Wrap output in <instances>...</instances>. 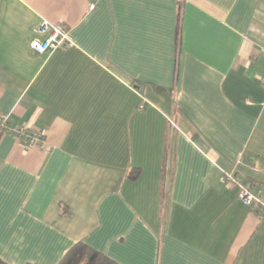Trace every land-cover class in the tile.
I'll use <instances>...</instances> for the list:
<instances>
[{
	"label": "crops",
	"instance_id": "obj_1",
	"mask_svg": "<svg viewBox=\"0 0 264 264\" xmlns=\"http://www.w3.org/2000/svg\"><path fill=\"white\" fill-rule=\"evenodd\" d=\"M263 77L264 0H0V260L264 264Z\"/></svg>",
	"mask_w": 264,
	"mask_h": 264
},
{
	"label": "built area",
	"instance_id": "obj_2",
	"mask_svg": "<svg viewBox=\"0 0 264 264\" xmlns=\"http://www.w3.org/2000/svg\"><path fill=\"white\" fill-rule=\"evenodd\" d=\"M93 8V5H89V10ZM35 34L37 35L29 43V48L39 54L53 52L55 50L61 49L65 50L73 45L72 41L68 36L67 29L61 25H52L46 22H42L36 29ZM38 36H45L44 39H40ZM261 85L264 87V77L260 80ZM144 104L141 102L139 104V109H143ZM8 116L0 114V129H8L9 132L17 139L24 140V145L26 148H32L34 146H42L44 141L41 135L34 134L29 129L21 127L19 125H14L12 127L7 126ZM170 125H174L170 122ZM224 182L228 186H235L238 188L237 198L238 200L246 205L252 206L260 205L264 207L263 201L260 198L253 195L246 185L232 173L223 172Z\"/></svg>",
	"mask_w": 264,
	"mask_h": 264
},
{
	"label": "trees",
	"instance_id": "obj_3",
	"mask_svg": "<svg viewBox=\"0 0 264 264\" xmlns=\"http://www.w3.org/2000/svg\"><path fill=\"white\" fill-rule=\"evenodd\" d=\"M8 126V123H7ZM5 129H0V134ZM130 179H136L135 171L130 173ZM259 208L260 205H257ZM0 264H7L0 260ZM58 264H118L103 254L89 249L83 243L75 244L61 259Z\"/></svg>",
	"mask_w": 264,
	"mask_h": 264
}]
</instances>
